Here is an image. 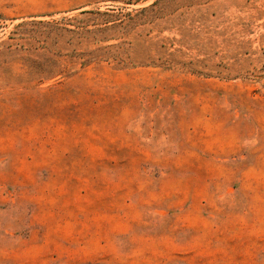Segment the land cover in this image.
Returning a JSON list of instances; mask_svg holds the SVG:
<instances>
[{"label": "rangeland", "instance_id": "obj_1", "mask_svg": "<svg viewBox=\"0 0 264 264\" xmlns=\"http://www.w3.org/2000/svg\"><path fill=\"white\" fill-rule=\"evenodd\" d=\"M0 264H264V0H0Z\"/></svg>", "mask_w": 264, "mask_h": 264}]
</instances>
